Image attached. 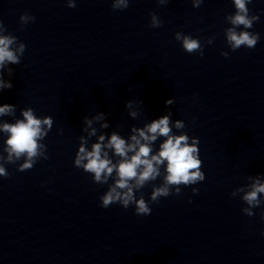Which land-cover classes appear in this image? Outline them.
<instances>
[{"label": "clouds", "instance_id": "obj_1", "mask_svg": "<svg viewBox=\"0 0 264 264\" xmlns=\"http://www.w3.org/2000/svg\"><path fill=\"white\" fill-rule=\"evenodd\" d=\"M168 2L169 0H157L159 5ZM191 2L194 8H199L204 0ZM232 2L235 12L225 17V22L231 25L225 29L226 43L233 51L242 46L254 48L260 40V34L249 31L259 20V16L251 14L247 6L252 0ZM129 3L130 0H112L111 7L123 11L129 7ZM66 4L69 8H75L76 0H66ZM35 19V16L25 12L19 18L21 28L35 22ZM162 24L163 21L157 14L150 13L149 27L159 28ZM6 32V26L0 20V91L13 87L10 79H4L5 71L11 77L13 69L8 65L20 64L26 50L23 42H19L17 37L10 33L5 34ZM175 39L187 53L204 55V44L200 39L180 31L175 33ZM213 40L214 37H210L206 43L212 44ZM221 55L227 57L229 54L222 52ZM174 102L172 98L167 99L165 106L173 105ZM142 104V100L127 101L125 108L128 110V116L137 119L140 114L139 105ZM20 112L22 118L15 119L14 123L0 122V133L7 137L0 146V177L7 178L10 175L5 165H17V171L24 172L31 170L38 160L49 158L47 145L42 141L53 127V118L39 117L31 107L23 108ZM15 113V105L0 106V117L14 116ZM171 117L172 112L167 111L165 115L145 123L143 127L133 125L127 139L116 131H112L110 135L100 131L110 126L104 112H97L91 118H83L82 131L86 135L79 137V147L73 163L74 167L90 174L94 183L108 186L107 191L100 197L101 207L109 208L113 204H119L127 209L134 205L136 215L148 216L152 212L150 203H159L161 198L170 195L179 196L181 186L187 187L205 180L203 162L199 158V138L190 137L181 131L186 127L185 122L179 119L173 121ZM195 119L194 117L193 122ZM94 124H99V129L94 127ZM173 128L180 134L174 133ZM62 132V129L58 130V134ZM92 137H96V142L91 143L89 149L88 144ZM160 138L164 139L159 143L158 150L154 151V145ZM21 160L23 162L17 164ZM158 178L161 181L159 185L152 183ZM247 180L249 183L237 187L231 196H239L247 205L241 211L252 217L255 215L253 210L264 204V176L249 175ZM148 184H152V191L150 200L146 201L142 193L139 197L137 193ZM192 193L197 195L199 189L192 188ZM260 218L264 220V211L261 212Z\"/></svg>", "mask_w": 264, "mask_h": 264}]
</instances>
